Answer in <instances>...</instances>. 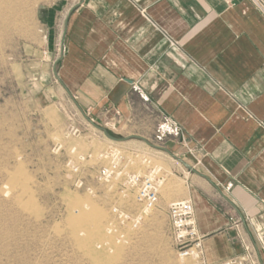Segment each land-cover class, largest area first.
Listing matches in <instances>:
<instances>
[{
  "label": "crops",
  "instance_id": "0c3cea01",
  "mask_svg": "<svg viewBox=\"0 0 264 264\" xmlns=\"http://www.w3.org/2000/svg\"><path fill=\"white\" fill-rule=\"evenodd\" d=\"M41 27L46 57L62 53L55 77L84 116L179 125L164 149L194 171L171 164V182L183 184L158 201H193L206 261L239 253L241 241L258 250L264 13L250 0H55Z\"/></svg>",
  "mask_w": 264,
  "mask_h": 264
},
{
  "label": "rangeland",
  "instance_id": "374dc122",
  "mask_svg": "<svg viewBox=\"0 0 264 264\" xmlns=\"http://www.w3.org/2000/svg\"><path fill=\"white\" fill-rule=\"evenodd\" d=\"M13 1V24L0 30V264H183L167 207L158 201L143 210L126 181L154 171L162 197L183 184L171 182V164L185 168L165 151L168 136L158 140L159 123L141 119L109 124L111 134L127 138H106L60 86L44 53L41 18L55 0ZM112 162L114 175L99 179ZM117 247L112 263L91 256H112Z\"/></svg>",
  "mask_w": 264,
  "mask_h": 264
},
{
  "label": "built area",
  "instance_id": "2783aa9c",
  "mask_svg": "<svg viewBox=\"0 0 264 264\" xmlns=\"http://www.w3.org/2000/svg\"><path fill=\"white\" fill-rule=\"evenodd\" d=\"M230 3L232 0H223ZM264 13V1L250 0ZM180 127L171 118H164L156 128V137L162 140L165 136H180ZM116 170V163L103 167L98 171L102 180L110 179ZM127 184L134 188L135 200L143 210H150L158 202L159 181L154 171L146 175L131 174L127 176ZM142 210V211H143ZM172 246L183 264H264V234L260 235V246L257 250L249 242L241 241L242 249L217 262H207L203 250V236L198 231L195 208L191 199L176 200L168 204L166 210ZM141 217L136 219L139 221ZM189 260L188 262H185Z\"/></svg>",
  "mask_w": 264,
  "mask_h": 264
},
{
  "label": "bare ground",
  "instance_id": "6f19581e",
  "mask_svg": "<svg viewBox=\"0 0 264 264\" xmlns=\"http://www.w3.org/2000/svg\"><path fill=\"white\" fill-rule=\"evenodd\" d=\"M14 4H15V2L13 0H0V30L8 29L9 23H12L9 21L11 19L10 18V15H11L10 12L12 11V14H14L13 13ZM14 20H15V18L14 19L12 18V21H14ZM15 26H16V24H15ZM11 27H12V25H11ZM18 28H19V26H18ZM7 31H9V30H7ZM81 145H83V144H81ZM85 218L88 220L89 216L85 215ZM118 252H119V247H117L115 249L112 256H109L108 254H106L105 252H102V251H100V252L93 251L91 256L93 257V259L96 258L95 260L112 263L113 261L116 260V258H118L117 257Z\"/></svg>",
  "mask_w": 264,
  "mask_h": 264
},
{
  "label": "water",
  "instance_id": "95a60500",
  "mask_svg": "<svg viewBox=\"0 0 264 264\" xmlns=\"http://www.w3.org/2000/svg\"><path fill=\"white\" fill-rule=\"evenodd\" d=\"M63 38H64V33H62V36H61V41H60V44L61 46L63 45ZM62 59V53L60 52L59 56L54 60V63H53V73L55 76H57V72H56V66L58 64V62ZM59 80V79H58ZM60 82V81H59ZM61 83V82H60ZM63 86V85H62ZM63 88L67 91L66 87L63 86ZM68 92V91H67ZM69 93V92H68ZM70 94V93H69ZM79 108V107H78ZM79 110L81 111V109L79 108ZM82 112V111H81ZM84 114V113H82ZM88 120L94 125V127L100 131H102L103 135L108 138L109 140L111 141H123L125 140L127 137H117V136H114L113 134H111L105 127L101 126V125H98L96 123H93V121L91 119L88 118ZM130 137H134V138H138V139H141V140H144L145 139L140 136V135H136V134H132L130 135ZM148 145L150 146H154L152 144H150L149 142L145 141ZM171 156L175 157L173 154L169 153ZM186 169L188 170H191V171H194L193 167L186 163L185 161L175 157Z\"/></svg>",
  "mask_w": 264,
  "mask_h": 264
}]
</instances>
